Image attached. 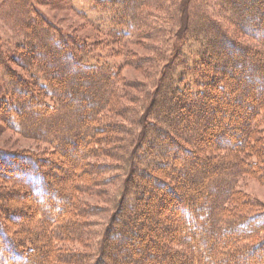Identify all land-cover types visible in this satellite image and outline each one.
Here are the masks:
<instances>
[{"label": "trees", "instance_id": "16d2710c", "mask_svg": "<svg viewBox=\"0 0 264 264\" xmlns=\"http://www.w3.org/2000/svg\"><path fill=\"white\" fill-rule=\"evenodd\" d=\"M50 2L0 7L20 41L11 53L0 44V132L52 149H0V264H264V208L237 189L244 177L264 185V0H94L112 40L152 41L140 63L156 88L146 104L126 99L124 123L104 116L123 81L99 56L107 36L65 32L36 7ZM100 186L111 222L84 244L83 214L104 207H79L76 193ZM14 195L31 210L12 213ZM126 204L134 214L119 220ZM71 209L78 217L64 221ZM31 213L43 223L13 226L15 237L1 218ZM126 233L131 252L116 257L121 241L109 238ZM69 237L82 249L58 242Z\"/></svg>", "mask_w": 264, "mask_h": 264}, {"label": "rangeland", "instance_id": "374dc122", "mask_svg": "<svg viewBox=\"0 0 264 264\" xmlns=\"http://www.w3.org/2000/svg\"><path fill=\"white\" fill-rule=\"evenodd\" d=\"M50 1L51 2L49 4H37L36 7L53 23L65 30V32L74 33L80 36H87L88 41H96L92 38H98L101 40L102 38H104V36L108 35L107 32L112 28L109 25V23H111V15H107L97 10L94 0ZM4 2L5 0H0V7L3 5ZM6 21L7 20H4L2 17H0V44H3L6 52L8 51L9 53H11L16 47H18L20 41L12 33L9 26L6 25ZM105 39L106 40L104 44L101 45V49L99 52L101 54L99 56L108 59L103 60V63H117L122 66L121 77L123 81L119 84L117 88L120 93L118 97L120 98L118 100L117 98H115L113 104L107 109L104 116L108 121L124 123V120H122L118 116L116 111H118L119 108L122 106H129V103L126 101V99H132L135 102L141 103L142 105L146 104L150 100V96L156 88L155 81H151L156 80L154 77L156 76L155 71H153L150 65H144L140 63V58H146L152 55L153 52H151V50H145V48L148 49L151 47L152 41L142 39L140 42L130 43L129 41H131V39H128V43L126 41L116 42V40H112L109 36L105 37ZM179 43H182V41ZM113 49L122 52L123 54L121 56L128 59L129 62L126 64L123 59L110 57L108 52L111 53ZM91 63H95V60H92ZM88 65L90 66L91 64L88 63ZM0 76L1 79H3V75ZM164 94H166V92ZM210 143H213V141H210ZM0 149L10 151L24 150L38 154L43 153L40 155L48 154L52 151V149L46 143L38 142L31 139H25L19 133L12 130H5V128H3L2 132H0ZM66 167L69 170L71 169L69 173L65 175V177L68 178L67 183H69V181H71L75 168H73L72 164L66 165ZM83 181L89 183L90 177H85ZM237 187V189H240L245 195L257 200V203H259L260 206L264 208V185L259 183L257 180L252 179L251 177H244L242 180L240 179ZM19 188L20 192L24 190V188L21 186H19ZM8 190H11L10 187L8 188ZM108 190L109 187L100 186L99 189L94 188L91 191L87 190L82 193H76V203H78L79 207H85L87 209H93L92 206L104 207V209H101V212L96 209H93V213L97 214H92L88 212L83 214V218L87 219L93 225L92 235H90L89 237H86L85 235V237L81 238V242L83 241L84 244L87 243L85 241H89L90 243H92L93 240H97L104 233V230L108 223L110 224L111 222V214L113 210L111 204L113 200L111 198V193L109 194ZM6 200L7 197H4L2 199L3 204ZM17 201H21V203H17ZM9 202V208L11 210L13 209L11 211L12 213H15V211H21L22 209H26L28 211L31 210V207L28 206L31 205L29 203L31 201H23L22 199L19 200L15 195L13 197L10 196ZM1 208L2 206H0V211ZM129 214H134V210H130L129 206L126 204L125 208L122 210L121 215L119 216V220L125 219ZM75 215V210L71 209V212L66 214L63 217V220H73L74 218L78 217L79 213L76 217ZM166 215H168L167 211H161L158 216L164 217ZM1 218L7 223V225L10 226L9 229L10 232H12L11 234L13 235V226L19 227L20 224H29L31 228H33L34 226L35 229H38L40 227L39 223H43V219H45V216L42 218L38 214L31 213V215L27 217L23 214H20L18 215L19 224L11 222L3 215L1 216ZM201 220H204V216H201ZM168 233L169 234H167V236L170 238L173 234L170 232ZM93 236L95 237L91 239ZM129 237L130 235L126 233L124 239L120 235L116 237L111 236L109 238V241L111 242H113V240L115 242L121 241V245L115 251L116 257L118 255L123 254V252H131L128 241ZM58 242L61 245L68 247L69 249L72 248L69 251H79L78 249H82L79 244H77L78 242H74L73 237L61 240L59 239ZM96 249L97 248L95 246L94 248H92V251Z\"/></svg>", "mask_w": 264, "mask_h": 264}]
</instances>
